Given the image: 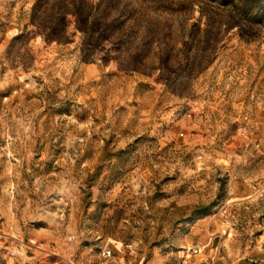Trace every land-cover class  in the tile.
<instances>
[{
	"label": "rangeland",
	"instance_id": "rangeland-1",
	"mask_svg": "<svg viewBox=\"0 0 264 264\" xmlns=\"http://www.w3.org/2000/svg\"><path fill=\"white\" fill-rule=\"evenodd\" d=\"M0 264H264V0H0Z\"/></svg>",
	"mask_w": 264,
	"mask_h": 264
},
{
	"label": "built area",
	"instance_id": "built-area-1",
	"mask_svg": "<svg viewBox=\"0 0 264 264\" xmlns=\"http://www.w3.org/2000/svg\"><path fill=\"white\" fill-rule=\"evenodd\" d=\"M100 255L104 259L110 258V257H112V250L109 248L108 249L104 248L101 250Z\"/></svg>",
	"mask_w": 264,
	"mask_h": 264
}]
</instances>
